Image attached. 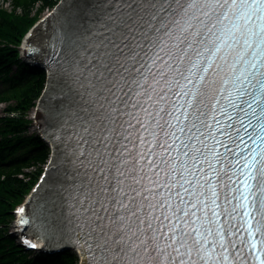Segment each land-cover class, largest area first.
<instances>
[{
	"label": "snow or ice",
	"instance_id": "6c2138e0",
	"mask_svg": "<svg viewBox=\"0 0 264 264\" xmlns=\"http://www.w3.org/2000/svg\"><path fill=\"white\" fill-rule=\"evenodd\" d=\"M82 5L50 44L39 234L91 264H264V0Z\"/></svg>",
	"mask_w": 264,
	"mask_h": 264
},
{
	"label": "trees",
	"instance_id": "16d2710c",
	"mask_svg": "<svg viewBox=\"0 0 264 264\" xmlns=\"http://www.w3.org/2000/svg\"><path fill=\"white\" fill-rule=\"evenodd\" d=\"M55 1L10 0V12L0 7V83L7 86L0 92V103L7 104V112L16 114L15 117L0 118V165L6 162L10 165L6 171L0 170V230L9 225L12 208L24 199L35 179V176L24 172L25 169L38 168L47 155V151H40L37 156L34 152L39 147L38 139L26 135L27 116L41 91L43 78H31L20 73L22 65L17 48L31 24ZM13 65L19 69L18 73L13 72ZM15 151L19 158L10 161ZM13 245L9 238L0 236V250ZM66 264L75 263L69 259Z\"/></svg>",
	"mask_w": 264,
	"mask_h": 264
},
{
	"label": "rangeland",
	"instance_id": "374dc122",
	"mask_svg": "<svg viewBox=\"0 0 264 264\" xmlns=\"http://www.w3.org/2000/svg\"><path fill=\"white\" fill-rule=\"evenodd\" d=\"M0 7H5V8H9L10 9V4H6L4 0H0ZM5 106H1L0 109H1V112L3 111ZM31 117L33 118L34 117V113L33 115H31ZM35 130L34 128H31L30 129V133H34ZM31 173V172H30Z\"/></svg>",
	"mask_w": 264,
	"mask_h": 264
}]
</instances>
